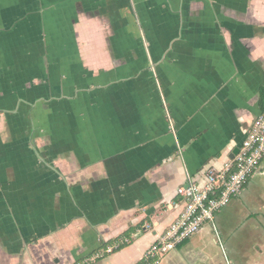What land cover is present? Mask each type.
<instances>
[{
    "label": "crops",
    "instance_id": "0c3cea01",
    "mask_svg": "<svg viewBox=\"0 0 264 264\" xmlns=\"http://www.w3.org/2000/svg\"><path fill=\"white\" fill-rule=\"evenodd\" d=\"M262 113L264 0H0V264H142ZM216 223L158 264H264V160Z\"/></svg>",
    "mask_w": 264,
    "mask_h": 264
},
{
    "label": "built area",
    "instance_id": "2783aa9c",
    "mask_svg": "<svg viewBox=\"0 0 264 264\" xmlns=\"http://www.w3.org/2000/svg\"><path fill=\"white\" fill-rule=\"evenodd\" d=\"M264 160V113L257 116L233 160L222 169L207 168L202 181L191 179L180 193L184 207L145 253L142 264H158L162 258L210 224L216 230V215L237 197ZM123 240L107 245L91 257L73 264H90L120 248Z\"/></svg>",
    "mask_w": 264,
    "mask_h": 264
},
{
    "label": "water",
    "instance_id": "95a60500",
    "mask_svg": "<svg viewBox=\"0 0 264 264\" xmlns=\"http://www.w3.org/2000/svg\"><path fill=\"white\" fill-rule=\"evenodd\" d=\"M238 152H239V147L234 150L233 156L236 155Z\"/></svg>",
    "mask_w": 264,
    "mask_h": 264
},
{
    "label": "trees",
    "instance_id": "16d2710c",
    "mask_svg": "<svg viewBox=\"0 0 264 264\" xmlns=\"http://www.w3.org/2000/svg\"><path fill=\"white\" fill-rule=\"evenodd\" d=\"M125 237H126V236H124L123 239H125ZM123 239H122V240H123ZM124 245H125L124 243L121 244V246H124ZM104 247H106V245H103V248H104Z\"/></svg>",
    "mask_w": 264,
    "mask_h": 264
}]
</instances>
